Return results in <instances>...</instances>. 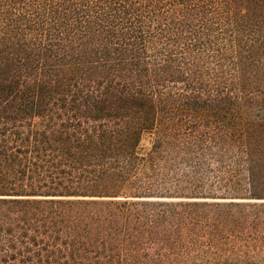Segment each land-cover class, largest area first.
I'll list each match as a JSON object with an SVG mask.
<instances>
[{
    "label": "trees",
    "instance_id": "trees-1",
    "mask_svg": "<svg viewBox=\"0 0 264 264\" xmlns=\"http://www.w3.org/2000/svg\"><path fill=\"white\" fill-rule=\"evenodd\" d=\"M261 254L264 0H0V264Z\"/></svg>",
    "mask_w": 264,
    "mask_h": 264
},
{
    "label": "rangeland",
    "instance_id": "rangeland-1",
    "mask_svg": "<svg viewBox=\"0 0 264 264\" xmlns=\"http://www.w3.org/2000/svg\"><path fill=\"white\" fill-rule=\"evenodd\" d=\"M256 108H253V109H249L247 112H246V117H255V113H256ZM147 145H149V140L148 139H145L144 140V146H147ZM255 259H256V261L257 262H259V263H262L263 261H264V255L263 254H261V255H256L255 256ZM227 261V258L226 257H224L223 259H221L219 262H217V263H220V264H223V263H225ZM210 262H206V264H209Z\"/></svg>",
    "mask_w": 264,
    "mask_h": 264
}]
</instances>
